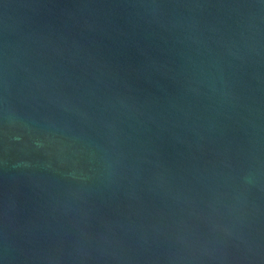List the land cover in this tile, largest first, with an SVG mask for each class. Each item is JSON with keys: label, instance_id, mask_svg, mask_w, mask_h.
Returning a JSON list of instances; mask_svg holds the SVG:
<instances>
[{"label": "water", "instance_id": "obj_1", "mask_svg": "<svg viewBox=\"0 0 264 264\" xmlns=\"http://www.w3.org/2000/svg\"><path fill=\"white\" fill-rule=\"evenodd\" d=\"M0 264H264V0H0Z\"/></svg>", "mask_w": 264, "mask_h": 264}]
</instances>
